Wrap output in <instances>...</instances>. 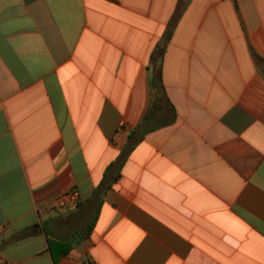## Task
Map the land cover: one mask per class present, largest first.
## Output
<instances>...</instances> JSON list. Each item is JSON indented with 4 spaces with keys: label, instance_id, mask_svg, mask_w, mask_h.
<instances>
[{
    "label": "crops",
    "instance_id": "obj_1",
    "mask_svg": "<svg viewBox=\"0 0 264 264\" xmlns=\"http://www.w3.org/2000/svg\"><path fill=\"white\" fill-rule=\"evenodd\" d=\"M183 4L0 0V264H264V0Z\"/></svg>",
    "mask_w": 264,
    "mask_h": 264
},
{
    "label": "trees",
    "instance_id": "obj_2",
    "mask_svg": "<svg viewBox=\"0 0 264 264\" xmlns=\"http://www.w3.org/2000/svg\"><path fill=\"white\" fill-rule=\"evenodd\" d=\"M180 2H184L183 4V8L186 7L188 0H180ZM182 9V5H177V9L175 14L173 15V18L171 20V22L167 25V29L165 32V35L163 37V39L160 41V43L155 47V49L153 50V53L151 55V60H150V68H151V74H152V79H153V84L159 85L160 88H162V84H161V68H162V56H163V52L165 50V43L166 40L169 39V35L172 32V27L174 24H176V21L178 19V16L180 15ZM253 58L255 59V62L257 65H264V61H262L259 57H257L256 55H253Z\"/></svg>",
    "mask_w": 264,
    "mask_h": 264
},
{
    "label": "built area",
    "instance_id": "obj_3",
    "mask_svg": "<svg viewBox=\"0 0 264 264\" xmlns=\"http://www.w3.org/2000/svg\"><path fill=\"white\" fill-rule=\"evenodd\" d=\"M79 200V195L76 191L70 190L62 195L56 200L57 205H64L66 203H76Z\"/></svg>",
    "mask_w": 264,
    "mask_h": 264
}]
</instances>
